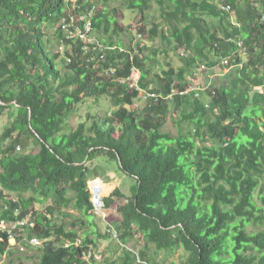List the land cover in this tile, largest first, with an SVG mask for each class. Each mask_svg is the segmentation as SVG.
<instances>
[{
    "label": "trees",
    "instance_id": "obj_1",
    "mask_svg": "<svg viewBox=\"0 0 264 264\" xmlns=\"http://www.w3.org/2000/svg\"><path fill=\"white\" fill-rule=\"evenodd\" d=\"M153 1L160 19L148 26ZM126 7L141 20L123 48L119 9L110 15L88 0H0V223H34L12 230L16 242L43 241L34 264H101L92 250L114 238L94 223L100 217L87 182L113 162L130 182L129 194L116 187L102 198L108 224L120 245L144 240L137 254L123 249L119 264H158L147 250H180L179 264H264V229L247 230L264 224L254 202L259 189L264 205V0H127ZM91 8L90 39L66 38L60 22L68 11ZM156 41L181 65L168 62L149 80ZM55 42L61 52L51 50ZM218 66L228 70L217 85L191 89L195 69ZM133 68L138 89L120 82ZM139 89L153 96L138 107ZM102 96L114 109L67 127L87 99ZM172 109L186 134L163 130ZM50 198L45 213L28 215ZM55 213L71 217L70 228ZM9 247L0 228V254Z\"/></svg>",
    "mask_w": 264,
    "mask_h": 264
},
{
    "label": "rangeland",
    "instance_id": "obj_2",
    "mask_svg": "<svg viewBox=\"0 0 264 264\" xmlns=\"http://www.w3.org/2000/svg\"><path fill=\"white\" fill-rule=\"evenodd\" d=\"M91 3H93L96 7H102L106 11H108L111 15V11L113 9H119L122 13L123 17L121 19H118V23L122 25L123 31L120 32V38L122 40L123 48L127 47L130 38L136 37V28L137 25L140 22V14L136 11H131L127 9L126 2L127 0H88ZM147 15V25L150 26L151 22H157L159 21V8L158 5L153 1L151 2L150 9L146 13ZM133 27V28H132ZM134 29V30H133ZM53 30L50 28L48 29V33L52 34ZM93 35L96 37V33L94 32ZM94 39V38H92ZM136 39V38H134ZM136 41V40H135ZM159 46V52L157 55L154 56V61H151L150 63H147V66L151 69L150 75L147 77L149 80L151 79L153 73L159 72L161 69L166 68V63L170 62L175 68L180 66L181 63L179 61V58L171 51L168 52H162V46L159 44L158 41L155 42ZM51 50H59L60 52L63 50V47L56 42L52 46ZM228 70L227 67L224 66H218L213 67L211 69L205 68L204 70H200V67L198 69H195L193 74L190 76V87H200L203 88V90L207 87L208 83H215L217 85L219 83V78L221 76V73H225ZM189 87V88H190ZM143 103L142 98H138L135 100L134 105L141 106ZM112 109H114V106L112 105V102L108 96H102L98 100L95 99H87L84 104L80 107V112H76L73 114L67 121L68 128L75 126L78 121H81L85 119L86 114L88 112L98 115V114H105L109 113ZM180 117V114L177 111H174L172 109L171 113L166 119L165 125L163 127L164 131L169 132L172 135L178 134L180 131L185 133L188 131V126L185 123H178V119ZM5 116H0V132L2 130V125L5 123ZM109 167L107 169V172L102 174L101 177H96L89 179L87 184L89 185L90 181H94L95 179H100L103 184L109 185L108 189L104 192L102 197L107 196L113 189L116 187H120L126 194H129L128 190V182H130V179L128 176L123 174L122 172H119L115 168V164L108 163ZM92 188V187H91ZM93 191V189H92ZM100 188V193H101ZM4 193H8L5 191ZM10 197L16 200L17 195L15 193H9ZM264 195V192H262ZM30 194L25 193L24 197L27 198ZM260 191L259 189L256 190L254 193V202L256 208L263 207L260 198ZM100 197V195H99ZM101 199H97L98 201ZM96 200V201H97ZM52 204V199H47L43 203L34 202L32 206L29 208V214L31 215L30 210H42L45 213V208L47 205ZM62 211H66L68 213H71L74 216H80V213L74 209L71 208H62ZM95 217L99 219H94V223L97 224L98 228L100 229V232H108V222L109 219L107 218L108 213L103 212H95ZM29 218V217H28ZM27 218V219H28ZM53 219L55 222H66L67 227L70 228V221L71 217H67L66 219L63 218L62 215L55 213L53 215ZM4 225V224H3ZM2 226V225H0ZM257 229H264V224L262 225H254L252 223L247 225V230L254 231ZM80 233V232H79ZM10 247L8 248V252L4 254H0V264H34L37 261L38 255H39V249L41 248L43 241L41 240V243L39 245H32L31 243L23 244L21 242H16L15 239H9ZM144 247V240L140 237H134L132 240H130L126 246L120 245L117 240L111 239L108 237L107 239H100L98 241V246L94 247L92 250L93 254L96 255L98 261L100 260L101 264H104V261H117L116 264H119V258L123 251V249H129L131 251H134V253H138L141 249ZM152 247V246H151ZM149 255H152L155 261L158 264H179L181 260L184 259L185 255L180 250L172 253L169 256H166L164 252H158L157 254H153L152 250H147ZM88 255V254H87ZM85 256L87 260L89 259L88 256ZM136 264H151L147 261L139 260L136 262Z\"/></svg>",
    "mask_w": 264,
    "mask_h": 264
},
{
    "label": "built area",
    "instance_id": "obj_3",
    "mask_svg": "<svg viewBox=\"0 0 264 264\" xmlns=\"http://www.w3.org/2000/svg\"><path fill=\"white\" fill-rule=\"evenodd\" d=\"M71 2H75L76 0H70ZM222 8L226 11L229 10V6H222ZM92 9H89L85 12H79L78 14H75L71 12V10L68 11V17H64L62 21L60 22V27L63 30V32L66 35V38L68 39H75L79 38L82 40L85 39H90L91 36V30H92V24H91V14H92ZM238 45L241 47L242 43L239 42ZM244 49V47H243ZM222 63L227 64L228 60L224 59L222 60ZM114 73V69L110 68L107 70L104 75L110 76L111 74ZM139 78V72L136 69H132L131 75L126 79L120 80V82L125 83V81H128L130 83V86L133 88H137V81ZM200 87H191V89H199ZM190 89H187L185 92H188ZM139 98L148 99L149 96H153L151 93H148L145 90H140L139 89ZM88 191L90 193V201L93 205V211L95 212H101L103 214L104 212V202H103V197H101L100 201L97 203L94 201V193L91 188V181L89 182V185H87ZM4 224V225H3ZM0 228L2 229H7L9 233V239H15L12 230L15 228H21L25 226L33 227L34 223L32 221H29V219H21L15 221L13 224L10 226H6L5 223L1 222L0 223ZM108 231L112 234V237L115 239L116 238V232L113 229V227L108 224ZM29 243L32 245H39L41 243V240L36 238V237H31L29 239ZM88 254V255H87ZM90 256L89 253L84 254V258L87 259L85 256Z\"/></svg>",
    "mask_w": 264,
    "mask_h": 264
},
{
    "label": "bare ground",
    "instance_id": "obj_4",
    "mask_svg": "<svg viewBox=\"0 0 264 264\" xmlns=\"http://www.w3.org/2000/svg\"><path fill=\"white\" fill-rule=\"evenodd\" d=\"M107 184H103V182L98 178V179H95L94 181H91V187H92V189H93V193H94V201L95 202H99L97 199H99L100 197H99V195H100V188H101V190H103V189H106L107 188ZM97 200V201H96Z\"/></svg>",
    "mask_w": 264,
    "mask_h": 264
},
{
    "label": "water",
    "instance_id": "obj_5",
    "mask_svg": "<svg viewBox=\"0 0 264 264\" xmlns=\"http://www.w3.org/2000/svg\"><path fill=\"white\" fill-rule=\"evenodd\" d=\"M0 104H3V102L0 101Z\"/></svg>",
    "mask_w": 264,
    "mask_h": 264
}]
</instances>
